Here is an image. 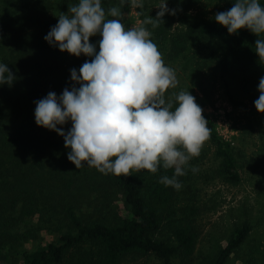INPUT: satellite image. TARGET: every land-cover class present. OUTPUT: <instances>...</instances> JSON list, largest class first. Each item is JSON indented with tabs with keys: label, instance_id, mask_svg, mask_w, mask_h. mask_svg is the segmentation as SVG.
Here are the masks:
<instances>
[{
	"label": "trees",
	"instance_id": "1",
	"mask_svg": "<svg viewBox=\"0 0 264 264\" xmlns=\"http://www.w3.org/2000/svg\"><path fill=\"white\" fill-rule=\"evenodd\" d=\"M132 1L102 0V7H118L120 15L107 18L121 20L126 29L145 26L164 62L175 65L178 83L166 90V101H173L175 107L176 94L189 90L203 109L213 104L220 85L234 108L251 107L246 132L259 117L264 119V112L254 105L264 76V57L255 51V41L264 39V33L246 27L229 33L215 20V14L229 10L234 0H204L206 7L213 4V16L186 14L185 30L173 33L167 19L156 27L144 23L147 0L138 8V24ZM175 1L189 8L197 0ZM77 3L0 0V62L14 74L11 83L0 85V264H126L138 257H154L162 264H193L196 219L203 210L193 165L204 155L209 160L210 153L222 181L238 183L246 173L264 177V148L247 153L240 141L235 144L224 137L210 114L202 111L210 129L209 146L202 145L204 150L185 166L186 174L177 177L180 189L160 182L161 176L173 175V168L160 167L155 173L133 170L129 175L101 172L87 162L76 168L68 159L71 149L65 147L63 136L36 124L34 101L50 91L59 96L65 87H79L71 81L70 69L79 71L93 58L62 51L44 39L59 15ZM260 3L264 5V0ZM101 38L99 33L89 38L97 43V51ZM192 41L199 46L191 48ZM58 127L67 131L71 121ZM112 194L121 199L122 207L106 220L102 217L112 207ZM251 231L249 221L234 228L208 264H228Z\"/></svg>",
	"mask_w": 264,
	"mask_h": 264
},
{
	"label": "clouds",
	"instance_id": "2",
	"mask_svg": "<svg viewBox=\"0 0 264 264\" xmlns=\"http://www.w3.org/2000/svg\"><path fill=\"white\" fill-rule=\"evenodd\" d=\"M142 2L138 0V6ZM157 7L156 17L146 18L145 24L156 27L166 12H176L169 9L167 0ZM108 15L118 17L120 9L113 6L105 10L102 0H78L59 15L44 36L62 51L93 58L79 71L70 69V79L79 87H65L59 96L50 91L34 101L35 122L63 136L65 147L71 149L68 159L76 168L87 162L116 175L173 168V175L161 176L160 182L180 189L177 177L186 174L188 161L199 155L210 136L208 120L189 90L176 94L175 107L173 101H166V90L175 88L178 81L175 70L164 62L150 38V31L143 25L126 29L121 20L108 19ZM215 20L229 33L242 27L264 33V5L260 0H234L229 10L215 14ZM97 33L102 37L99 51L97 43L89 39ZM255 51L264 57V39L255 41ZM13 79L8 64L0 62V85ZM257 88L254 105L264 112V76ZM69 120L67 131L58 127Z\"/></svg>",
	"mask_w": 264,
	"mask_h": 264
},
{
	"label": "rangeland",
	"instance_id": "3",
	"mask_svg": "<svg viewBox=\"0 0 264 264\" xmlns=\"http://www.w3.org/2000/svg\"><path fill=\"white\" fill-rule=\"evenodd\" d=\"M161 2L162 0H147L146 3L149 5V9L146 10L147 17H156V13L159 11L157 6ZM167 5L169 9H176L175 14L166 12L160 18L167 19L170 33L185 30L184 17L186 14L194 17L213 16V4L206 7L204 0H197L189 8H185L184 5L181 7L180 1L173 2V0H167ZM139 7L141 6H138V0H133L131 12L136 17L138 24L141 23ZM190 46L196 48L199 46L198 41H192ZM170 65L171 67L175 66L174 64ZM217 86L213 104L205 105L203 111L210 114L224 137L234 141L235 144L236 141H240L247 153L255 150L261 151L264 148V119L259 117L254 127H250L246 132L244 126L247 124V112L251 107L234 108L220 85ZM242 131H245L243 135ZM203 146L208 148L209 141L206 140ZM202 148L201 151L204 150ZM204 156L203 160H199L193 165L196 171L192 173L193 182L201 188L198 200L203 206L202 212L196 219L198 245L193 264H208L214 254L226 244L233 229L244 221H249L252 231L248 239L230 258L228 264H264V177L246 173L238 183L222 181L214 172L216 168L214 162L216 161L212 159L211 154L209 153V160L208 155ZM110 203L112 207L108 210L109 212L107 211L108 215L102 217L106 220L112 218L122 207L121 199L116 194L110 195ZM133 263L162 264L154 257H138L126 264Z\"/></svg>",
	"mask_w": 264,
	"mask_h": 264
}]
</instances>
